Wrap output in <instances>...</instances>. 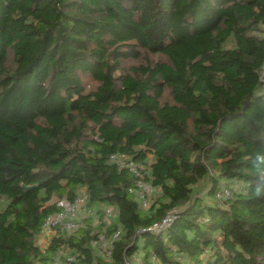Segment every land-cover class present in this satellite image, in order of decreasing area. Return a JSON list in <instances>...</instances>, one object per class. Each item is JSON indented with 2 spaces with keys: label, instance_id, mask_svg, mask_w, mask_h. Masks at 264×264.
<instances>
[{
  "label": "trees",
  "instance_id": "16d2710c",
  "mask_svg": "<svg viewBox=\"0 0 264 264\" xmlns=\"http://www.w3.org/2000/svg\"><path fill=\"white\" fill-rule=\"evenodd\" d=\"M263 62L264 0H0V264H264ZM114 155L145 165L149 210ZM82 191L98 222L43 250Z\"/></svg>",
  "mask_w": 264,
  "mask_h": 264
},
{
  "label": "built area",
  "instance_id": "2783aa9c",
  "mask_svg": "<svg viewBox=\"0 0 264 264\" xmlns=\"http://www.w3.org/2000/svg\"><path fill=\"white\" fill-rule=\"evenodd\" d=\"M259 80L262 85V90L264 91V62L259 73ZM112 160L121 168H126L131 174L135 176L137 188L136 191H131L136 192L142 208L144 210H149L151 207V196L159 190L144 180V175L146 172L145 165L135 162L130 157L125 155H114ZM239 193H247V189L242 182H234L231 185L223 183L217 190L215 198L219 203L226 204L228 201L233 199L236 194ZM86 203V197L84 194L79 195L73 202L63 201L59 203L63 207V210L49 216L46 219L40 237L46 239L47 243L50 244L51 240L56 236L60 229L67 233L74 232L78 228L79 213L86 206ZM116 217L117 210L113 206H106L104 208V222L110 225L115 221ZM174 219L175 212H171L166 215L159 223L148 228L146 231L157 233L161 232L168 228L173 223ZM120 233V230L117 231L113 235V238L118 239L120 237ZM107 245L108 242L104 236H100L98 240L93 242V246L98 249H106ZM133 260L136 262L139 261L137 258H134ZM74 261V255L64 253V251L61 250L48 264H72ZM127 264H130V262Z\"/></svg>",
  "mask_w": 264,
  "mask_h": 264
},
{
  "label": "rangeland",
  "instance_id": "374dc122",
  "mask_svg": "<svg viewBox=\"0 0 264 264\" xmlns=\"http://www.w3.org/2000/svg\"><path fill=\"white\" fill-rule=\"evenodd\" d=\"M148 58H149L151 61H157V60H159V59H160V60H164V58H163L162 56H149ZM144 62H145V61H144ZM129 64L131 65V63H129ZM129 64H128V65H129ZM85 80H86V82H87V84H88L89 86L92 85V82H90L88 79H85ZM208 188H209L208 184H207V185H204V186L200 189V191H199V195H198V196L205 198V200L208 199V197H207V195H206L207 192H208ZM82 194H84L83 191L80 192V195H82ZM157 195H158V194H156V193L152 194V196H151V204H152V202L154 201V199H155V197H156ZM64 202H66V201H64ZM60 203H61V202H60ZM87 216H90L91 218H93L94 223H97V222H98V220L96 219L95 211H94V210H93V211H87L86 208H83V209L80 211L78 221L82 222V221L84 220V218H86ZM37 244H38L43 250H45L46 247L49 246V244L47 243L46 239H42V238H39V239L37 240ZM102 250H104V249H102ZM104 251H105V250H104Z\"/></svg>",
  "mask_w": 264,
  "mask_h": 264
},
{
  "label": "crops",
  "instance_id": "0c3cea01",
  "mask_svg": "<svg viewBox=\"0 0 264 264\" xmlns=\"http://www.w3.org/2000/svg\"><path fill=\"white\" fill-rule=\"evenodd\" d=\"M151 159H152V157H151ZM41 238V237H40ZM42 239H44V238H42Z\"/></svg>",
  "mask_w": 264,
  "mask_h": 264
}]
</instances>
